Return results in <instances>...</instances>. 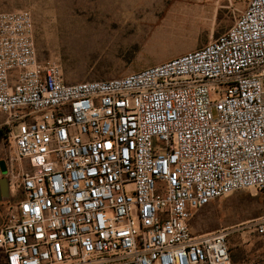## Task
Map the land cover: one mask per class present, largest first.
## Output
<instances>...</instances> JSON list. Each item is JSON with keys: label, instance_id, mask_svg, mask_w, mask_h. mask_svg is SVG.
<instances>
[{"label": "built area", "instance_id": "2783aa9c", "mask_svg": "<svg viewBox=\"0 0 264 264\" xmlns=\"http://www.w3.org/2000/svg\"><path fill=\"white\" fill-rule=\"evenodd\" d=\"M0 112L22 198L0 264H233L230 233L191 221L238 191L264 199V0L197 51L78 84L39 58L31 12H2ZM254 233L264 246V212Z\"/></svg>", "mask_w": 264, "mask_h": 264}, {"label": "rangeland", "instance_id": "374dc122", "mask_svg": "<svg viewBox=\"0 0 264 264\" xmlns=\"http://www.w3.org/2000/svg\"><path fill=\"white\" fill-rule=\"evenodd\" d=\"M249 1L0 0V13L31 12L39 58L57 61L65 82L78 84L122 78L197 51L229 31ZM6 120L0 112V126ZM13 153L11 141L0 137V162ZM21 200L0 201V228ZM263 212L262 194L242 190L198 210L191 225L197 234L227 230L233 264H264L254 233Z\"/></svg>", "mask_w": 264, "mask_h": 264}, {"label": "water", "instance_id": "95a60500", "mask_svg": "<svg viewBox=\"0 0 264 264\" xmlns=\"http://www.w3.org/2000/svg\"><path fill=\"white\" fill-rule=\"evenodd\" d=\"M8 172L7 164L5 161L0 162V174L5 175ZM9 194V180L7 178L0 179V201H4L3 195Z\"/></svg>", "mask_w": 264, "mask_h": 264}, {"label": "flooded vegetation", "instance_id": "af4514ba", "mask_svg": "<svg viewBox=\"0 0 264 264\" xmlns=\"http://www.w3.org/2000/svg\"><path fill=\"white\" fill-rule=\"evenodd\" d=\"M5 162H6V164H7V160H6ZM4 177L7 178V175H2V178H4ZM2 178H1V179H2ZM7 179H8V178H7ZM10 197H11V195H10V190H9V194L6 193L5 195H3V199H4V201H5V200H9Z\"/></svg>", "mask_w": 264, "mask_h": 264}]
</instances>
